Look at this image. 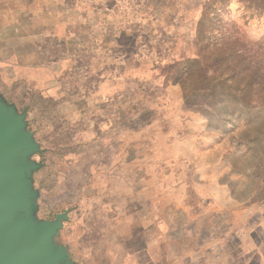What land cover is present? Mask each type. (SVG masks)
Instances as JSON below:
<instances>
[{
  "label": "rangeland",
  "instance_id": "374dc122",
  "mask_svg": "<svg viewBox=\"0 0 264 264\" xmlns=\"http://www.w3.org/2000/svg\"><path fill=\"white\" fill-rule=\"evenodd\" d=\"M14 8L62 41L54 96L8 97L37 145L30 216L66 215L68 261L264 264V0Z\"/></svg>",
  "mask_w": 264,
  "mask_h": 264
},
{
  "label": "water",
  "instance_id": "95a60500",
  "mask_svg": "<svg viewBox=\"0 0 264 264\" xmlns=\"http://www.w3.org/2000/svg\"><path fill=\"white\" fill-rule=\"evenodd\" d=\"M36 151L23 115L0 105V264H71L52 243L66 215L39 225L30 216L35 194L28 177L36 165L28 157Z\"/></svg>",
  "mask_w": 264,
  "mask_h": 264
},
{
  "label": "crops",
  "instance_id": "0c3cea01",
  "mask_svg": "<svg viewBox=\"0 0 264 264\" xmlns=\"http://www.w3.org/2000/svg\"><path fill=\"white\" fill-rule=\"evenodd\" d=\"M14 3L15 0H0V105L4 110L22 115L8 96L20 84L54 96L57 62L53 47L62 49V41L54 46L53 34L46 28L23 32L20 17L16 18L14 13ZM59 91L58 97H61L63 91Z\"/></svg>",
  "mask_w": 264,
  "mask_h": 264
}]
</instances>
